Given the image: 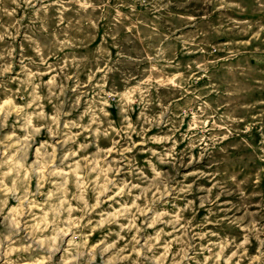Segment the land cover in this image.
I'll list each match as a JSON object with an SVG mask.
<instances>
[{
	"label": "rangeland",
	"instance_id": "1",
	"mask_svg": "<svg viewBox=\"0 0 264 264\" xmlns=\"http://www.w3.org/2000/svg\"><path fill=\"white\" fill-rule=\"evenodd\" d=\"M0 264H264V0H0Z\"/></svg>",
	"mask_w": 264,
	"mask_h": 264
}]
</instances>
